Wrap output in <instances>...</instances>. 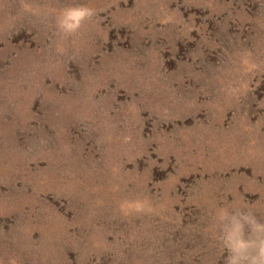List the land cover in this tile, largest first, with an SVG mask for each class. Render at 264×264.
Listing matches in <instances>:
<instances>
[{
  "label": "rangeland",
  "instance_id": "374dc122",
  "mask_svg": "<svg viewBox=\"0 0 264 264\" xmlns=\"http://www.w3.org/2000/svg\"><path fill=\"white\" fill-rule=\"evenodd\" d=\"M264 0H0V264H264Z\"/></svg>",
  "mask_w": 264,
  "mask_h": 264
},
{
  "label": "clouds",
  "instance_id": "9594fccd",
  "mask_svg": "<svg viewBox=\"0 0 264 264\" xmlns=\"http://www.w3.org/2000/svg\"><path fill=\"white\" fill-rule=\"evenodd\" d=\"M262 252H264V249H262Z\"/></svg>",
  "mask_w": 264,
  "mask_h": 264
}]
</instances>
